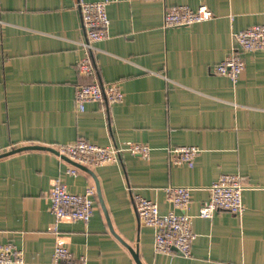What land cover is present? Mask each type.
<instances>
[{"label":"crops","instance_id":"obj_1","mask_svg":"<svg viewBox=\"0 0 264 264\" xmlns=\"http://www.w3.org/2000/svg\"><path fill=\"white\" fill-rule=\"evenodd\" d=\"M78 2L0 0V242L24 250L19 264H53L59 236L87 264H138L129 246L142 264H264V49L243 53L236 82L214 70L235 32L264 23V0L112 2L92 76L77 70L85 39ZM178 4H205L213 16L165 27L166 8ZM89 81L119 82L124 99L89 101L80 110L76 86ZM80 137L103 146L143 142L152 151H125L97 167L57 154L56 145ZM178 145L200 147L193 166L172 161ZM71 165L77 174L66 172ZM223 173L242 176L243 211L199 216ZM59 176L72 192L96 186L88 223L65 218L55 225L49 193ZM170 184L194 188L186 209L196 234L189 256L154 250V228L140 220L132 198L181 211L166 198Z\"/></svg>","mask_w":264,"mask_h":264},{"label":"built area","instance_id":"obj_2","mask_svg":"<svg viewBox=\"0 0 264 264\" xmlns=\"http://www.w3.org/2000/svg\"><path fill=\"white\" fill-rule=\"evenodd\" d=\"M118 0H79L78 7L82 18V27L85 39L81 41L84 54L77 62V70L83 76H92L95 72V63L92 54L97 50L96 43L109 35L110 18L108 5ZM213 12L205 4L194 9L187 4H178L166 8L164 26H184L210 19ZM235 44L231 52L218 64L214 70L236 82L242 75L246 61L243 53L251 50L264 49V23L249 26L234 33ZM124 91L119 82L100 84L99 82H82L76 86L75 101L80 110H84L89 101L107 102L109 104L121 102ZM57 154L67 157L82 165L97 167L103 164L118 162L125 151L133 155L149 157L152 147L149 144L137 141L127 142L124 146L110 144L99 145L80 137L74 142L55 146ZM174 163L194 165L195 157L200 152L197 145H178L170 149ZM0 150V156L2 155ZM66 172L77 174L76 166H69ZM245 183L240 174L223 173L209 187L210 197L199 210V216L211 217L217 210H228L240 214L244 209L243 190ZM192 186L170 184L164 188L166 198L175 209L162 212L159 204L138 193L132 195L138 217L146 225L154 228V250L158 253L179 252L182 255L191 254L192 241L195 238L193 230L194 215L188 213L192 199ZM96 186L89 184L81 192L70 191L62 177L54 180L49 193L51 211L56 221L62 219L72 221L82 220L88 223L95 211ZM24 250L17 245L0 242V264L22 263ZM53 264H87L85 256L76 257L67 246L62 236L57 238ZM245 264V263H231Z\"/></svg>","mask_w":264,"mask_h":264},{"label":"water","instance_id":"obj_3","mask_svg":"<svg viewBox=\"0 0 264 264\" xmlns=\"http://www.w3.org/2000/svg\"><path fill=\"white\" fill-rule=\"evenodd\" d=\"M28 148H31V147H38V148H43V147H45V148H47L46 146H27ZM26 147V148H27ZM20 149H23V148H20ZM17 150H19V148L18 149H16V150H11V151H9V152H7L6 154H3V155H7V154H10V153H12V152H14V151H17ZM2 156V155H1ZM64 158H66V157H64ZM129 246V245H128ZM130 247V249L132 250V253L134 254V256H135V258H136V260H137V262H138V264H142L141 263V261H140V258H139V256H138V253L131 247V246H129Z\"/></svg>","mask_w":264,"mask_h":264}]
</instances>
